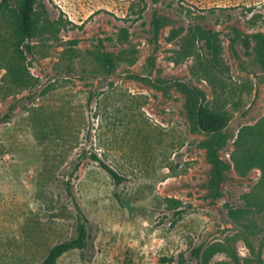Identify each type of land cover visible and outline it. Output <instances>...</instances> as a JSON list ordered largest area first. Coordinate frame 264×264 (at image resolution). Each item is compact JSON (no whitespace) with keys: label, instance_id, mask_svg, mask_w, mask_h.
Wrapping results in <instances>:
<instances>
[{"label":"rangeland","instance_id":"rangeland-1","mask_svg":"<svg viewBox=\"0 0 264 264\" xmlns=\"http://www.w3.org/2000/svg\"><path fill=\"white\" fill-rule=\"evenodd\" d=\"M37 11L59 28L32 41L29 86H11L0 65V264H42L75 236L67 183L91 241L56 264H202L192 250L211 246L222 250L207 264H234L228 247L239 264H264V172L233 161L239 131L264 124L253 37L264 33V0H39ZM195 24L219 45V72L204 74L202 41L178 58ZM131 47L135 63L121 61L110 75L91 56ZM186 83L231 114L217 188ZM91 154L124 180L115 184Z\"/></svg>","mask_w":264,"mask_h":264},{"label":"trees","instance_id":"trees-1","mask_svg":"<svg viewBox=\"0 0 264 264\" xmlns=\"http://www.w3.org/2000/svg\"><path fill=\"white\" fill-rule=\"evenodd\" d=\"M153 1L158 2V0ZM38 4L39 0H0V27L6 28V30L7 27L10 29V32L7 31L6 36L0 34V65L3 66L5 75L13 87L25 88L29 86L31 76L27 71L25 62L26 55H30L33 52L32 41L44 32L56 33L59 28L57 26L58 23L43 21L40 12L37 11ZM247 12L251 13V8L247 9ZM251 18V24H254V20L258 18V15L253 14ZM262 23L264 25V20ZM151 24L153 27L152 32H156V29L161 23L159 19L153 18ZM189 33L190 37L179 51L178 58H188L195 54V40L202 41L203 47L205 48L204 63L206 69L204 74L212 69L219 72L221 69L219 62L221 50L215 42L213 34L209 30L202 29L200 24L190 26ZM253 37L256 40L255 55L264 70V33L255 32L253 33ZM116 41L120 45L128 42V33L125 28L118 29ZM99 46L102 45L99 44ZM135 55L136 50L132 47L120 51L117 54L118 57L114 56L113 53L99 50L91 53L100 72L107 75L112 74L121 61L133 65L135 63ZM119 58L120 61H118ZM183 86L188 94V111L190 117L193 119L196 128L209 137L202 145L208 147V157L212 165V174L217 188L222 180L223 171L219 152L223 149L229 138L223 132V129L229 122L231 114L222 109H212L209 107L203 93L196 86L189 83ZM249 134H251L249 148L245 149L246 137ZM263 139L264 124L261 127L259 126V128H244L239 131L236 142L240 146V150L236 157H233L237 170L241 171L245 167L258 165L264 172ZM90 157L111 177L115 184H119L124 180L112 168L100 160L96 154H91ZM66 190L74 204V210L76 212L75 236L49 249L42 264H56L57 260L65 253L72 250L83 252L88 250L90 246L91 233L88 220L81 210V207L77 204L69 183H67ZM220 250L222 249L213 246L203 250L201 247H196L192 250L191 254L196 259L201 258L202 264H207L210 258ZM225 252H227L234 264H239L238 257L233 249L228 247L225 249Z\"/></svg>","mask_w":264,"mask_h":264}]
</instances>
